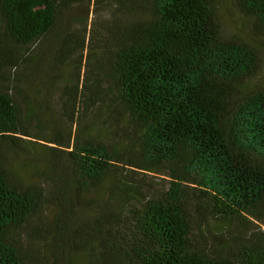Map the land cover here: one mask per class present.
<instances>
[{
	"label": "trees",
	"instance_id": "16d2710c",
	"mask_svg": "<svg viewBox=\"0 0 264 264\" xmlns=\"http://www.w3.org/2000/svg\"><path fill=\"white\" fill-rule=\"evenodd\" d=\"M235 3L264 37V0ZM74 8L81 27L41 65V85L59 89L75 128L48 132L51 99L27 85L33 49ZM261 61L258 46L222 35L213 0H0V264H46L12 235L46 207L65 222L49 234L52 255L80 264H264ZM39 141L52 143H41L46 174L24 182L4 147ZM134 168H164L167 188L143 196ZM108 180L105 202L74 226L72 191Z\"/></svg>",
	"mask_w": 264,
	"mask_h": 264
},
{
	"label": "rangeland",
	"instance_id": "374dc122",
	"mask_svg": "<svg viewBox=\"0 0 264 264\" xmlns=\"http://www.w3.org/2000/svg\"><path fill=\"white\" fill-rule=\"evenodd\" d=\"M215 6V14L220 25V31L223 36L231 38H239L241 40L250 42L259 47L260 55L262 57V72L259 73L258 77L254 79L253 82L259 81L264 84V37H261L256 33L253 28L252 23L249 19L238 9L235 0H213ZM92 9V6L89 10ZM82 18L88 13H86L85 8L79 13ZM90 14V12H89ZM76 10L71 9L65 11L61 14L58 26L53 35L43 41L38 43L33 49L35 54L40 55L39 62L36 64L38 70L32 67L30 69V78L28 79L27 85L30 91L32 99H35L39 103L44 104L46 96H49L52 103L51 112H43L41 119V126L48 132L54 131L55 129L61 130H71L74 132L75 126L67 121L64 117L59 116V89H52L47 86L41 85V80L43 79V72L41 65L44 64L47 58L52 55L53 50L59 47L60 43L68 40L69 34L73 33L75 28L81 27L76 21ZM91 16V15H90ZM108 16L107 9L101 12L100 17L102 19ZM42 51V54L40 52ZM81 51H78L80 53ZM83 56L85 53L83 52ZM83 60V57H82ZM70 66L66 65L63 69H69ZM14 71V72H13ZM11 73H15L17 70H13ZM20 69L18 70V75ZM59 80V79H58ZM62 80V79H61ZM58 82V81H57ZM61 82V81H60ZM250 83V85L252 84ZM56 87V86H55ZM34 130H38L37 127H33ZM34 142L33 147L29 150L15 149L9 146L4 147V153L8 160V166L14 171V175L23 180L28 181H38L42 179L45 173V165L47 156L44 153L46 148L43 144L52 145V143ZM126 173L134 176L138 179L137 185L139 186V191L143 196H150L152 193H159L167 188L168 186V175L164 172V168L158 170H147V169H126ZM110 181H105L101 184L99 188H96L89 192H82L73 190L71 193V198L73 200V216L72 220L74 226L78 223L86 221L90 215L98 210V206L102 204V201L106 200L108 193H106V187L109 185ZM56 210L54 208L46 207L41 214L32 215L28 223L19 229L12 230V235H23L21 240L22 245L28 251L38 252L41 258H46V264H80L82 262V257L79 254H71L70 257L64 255L53 256V251L55 248L50 244L52 241L49 234L55 233L57 226L64 225L65 222L63 218H56ZM232 227V226H230ZM209 232L206 234V240L210 243L209 251L213 250L216 252L220 250V245L224 243L223 235L218 234V226L211 224L208 228ZM77 235V233H73ZM70 236V235H68ZM72 241L69 237L65 242H63V249L68 246Z\"/></svg>",
	"mask_w": 264,
	"mask_h": 264
}]
</instances>
